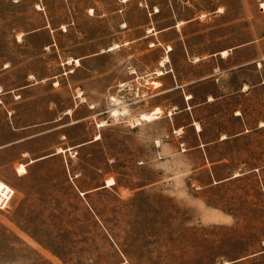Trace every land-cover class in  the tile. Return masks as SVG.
Returning a JSON list of instances; mask_svg holds the SVG:
<instances>
[{
	"label": "rangeland",
	"instance_id": "374dc122",
	"mask_svg": "<svg viewBox=\"0 0 264 264\" xmlns=\"http://www.w3.org/2000/svg\"><path fill=\"white\" fill-rule=\"evenodd\" d=\"M259 3L0 0V264H264Z\"/></svg>",
	"mask_w": 264,
	"mask_h": 264
},
{
	"label": "snow or ice",
	"instance_id": "6c2138e0",
	"mask_svg": "<svg viewBox=\"0 0 264 264\" xmlns=\"http://www.w3.org/2000/svg\"><path fill=\"white\" fill-rule=\"evenodd\" d=\"M260 7H261V8H264V4L260 5ZM221 11H222V10H221ZM109 54H110V53H109ZM5 67H7V66H5ZM130 78H131V77H128V76H124V77H122V79H130ZM105 79L110 80L111 77H106ZM106 86H107L106 84L103 85V87H106ZM103 87L100 89V91H103ZM120 87L123 88L124 86H123V85H120ZM115 90H116V86L113 85V91H115ZM129 101H130V103H131V105H132L133 107L137 106V101H136L135 99H133L132 97H129ZM112 102H113V103H116L117 101L113 100ZM94 110H95V109H94ZM155 111H156L157 113H159V112H160V108H156ZM111 115L115 117V116H117V112L112 111V112H111ZM237 115H239V113H237ZM139 120L149 121V120H152V116H149V115L140 116V117H139ZM159 123H163L164 125H167V120L164 119V120H162V121H159ZM98 126H99V125H98ZM262 127H264V125H262ZM133 130H135V129H133ZM169 132H171V128H169ZM181 138H182V139H186V135H185V136H182ZM96 139L99 140V137H96ZM158 144H159V141H157V145H158ZM156 150H158V147L155 148V149H153V151H156ZM143 163H144V164H147L148 162H147V161H144ZM18 171L23 172L24 170L21 168V169H19ZM108 183H109V184H112L113 181H112V180H109Z\"/></svg>",
	"mask_w": 264,
	"mask_h": 264
},
{
	"label": "crops",
	"instance_id": "0c3cea01",
	"mask_svg": "<svg viewBox=\"0 0 264 264\" xmlns=\"http://www.w3.org/2000/svg\"><path fill=\"white\" fill-rule=\"evenodd\" d=\"M260 3H259V9L258 10H259L260 14L264 17V11L260 8ZM251 44H254V46H255L256 58H257L256 61L261 66L262 65L261 61L264 60V29L261 30L260 34H255L252 40H249V41H247V42H245L239 46L251 45ZM210 100H212V99H210ZM167 114H168V112H167ZM171 114H168V115H171Z\"/></svg>",
	"mask_w": 264,
	"mask_h": 264
},
{
	"label": "bare ground",
	"instance_id": "6f19581e",
	"mask_svg": "<svg viewBox=\"0 0 264 264\" xmlns=\"http://www.w3.org/2000/svg\"><path fill=\"white\" fill-rule=\"evenodd\" d=\"M116 45H114L113 47H111L110 49H113L114 47H115ZM167 60V58H164V60L163 61H166ZM187 98H189V96H187ZM156 109V108H155ZM155 109H153L151 112H149V113H141L140 115H139V117L140 116H144V115H149V116H152V120H154L155 118H157V117H159V114L161 113V110H160V112L159 113H157L156 111H155ZM113 111H115V112H117V114H121V112H118V111H116V110H113ZM125 112V111H124ZM169 114H171V112H168ZM124 114H126V113H124ZM123 114V115H124ZM122 115V114H121ZM152 120H149V121H152ZM140 120L138 119L137 121H136V124L137 123H140L139 122ZM143 121V120H142ZM197 125V124H196ZM196 128H197V130L199 129V126L197 125L196 126ZM8 188L9 189H4V191H3V194L2 195H0V202H2L3 200H9L10 199V193L12 192V190H11V188L8 186Z\"/></svg>",
	"mask_w": 264,
	"mask_h": 264
},
{
	"label": "built area",
	"instance_id": "2783aa9c",
	"mask_svg": "<svg viewBox=\"0 0 264 264\" xmlns=\"http://www.w3.org/2000/svg\"><path fill=\"white\" fill-rule=\"evenodd\" d=\"M11 194H12V192L10 193V197H11ZM9 200H3L2 202H0V206H2V205H5L7 202H8Z\"/></svg>",
	"mask_w": 264,
	"mask_h": 264
}]
</instances>
